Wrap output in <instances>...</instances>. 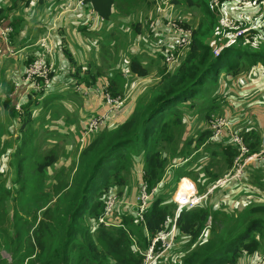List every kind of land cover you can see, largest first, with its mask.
Listing matches in <instances>:
<instances>
[{"label": "rangeland", "instance_id": "obj_1", "mask_svg": "<svg viewBox=\"0 0 264 264\" xmlns=\"http://www.w3.org/2000/svg\"><path fill=\"white\" fill-rule=\"evenodd\" d=\"M210 1L212 0H208V3H201L199 6H185L183 0H180L181 3L179 5L172 3V12L185 15L192 29L191 37L193 31L197 28L202 11L207 6L211 8ZM53 2L55 3L56 1L44 0L39 6V11L36 12L33 6L37 3V0H28L27 4L25 0H1L0 7H2V12L0 13V20L4 22L11 20L15 22L18 20V24L14 27H20L23 22H26L29 25L28 27H33L35 31L36 27H49L51 25L58 30L60 19L58 18L57 11L59 9L58 5L50 7ZM114 2L116 3L115 9H119L122 13H130L137 10V6L140 7L142 2L146 4L144 15L140 19L144 25V27L141 26L143 29L141 33L137 34L133 27H130V24L133 22L127 18V14L118 17L120 20L118 27H101L99 30H97V27H93L92 29L95 30L88 33L89 35L85 34V36L92 38L93 40L90 39L89 41L91 44H95V46L94 48L93 46L91 48L88 46L84 50L86 53H81V51L79 53L78 51L76 54L79 53L81 55L73 56L80 63L74 65V68L71 69L72 72L70 69L68 71L66 69L67 65L72 66V64H70L71 59L68 60V54L65 52V49L73 52L74 48L67 44L62 45L60 43L59 45V41L56 40L52 32H45L41 36L49 35L51 41L53 40L48 83L44 84L41 77L32 78L31 81L33 83H31V81H26L23 73H21L11 93L12 95H16L13 101L15 110L13 109L12 101H10L9 105L10 107L12 106L11 112H13L9 113V110L4 107L1 100L0 133L6 135L2 136L3 143L2 139H0V173L2 174H0V254L7 260L11 259L10 250L15 249L16 253L19 254L23 250H30L32 245L34 246L29 238L34 226L33 219L38 220L41 218V211L52 206L61 197L60 192H55L57 186L64 187V189L70 186L82 148H86L94 136H98L106 126L112 128L124 120L132 110L139 96L150 85L156 82L160 70L163 71V67H166L163 58L160 57V50L166 46V44H162V41L164 29H167V27H155L153 33L156 36L154 39L149 40L154 37L150 35L149 30L151 28L149 27V22L156 15L157 4L161 5L162 2L168 3L169 1L115 0ZM220 9L221 13L228 19L241 22V26H239L240 31L247 30L249 27L258 28L259 25H264V0H226L221 4ZM36 13L38 17L36 15L34 17ZM45 13L46 15H43ZM39 14L43 15L42 19ZM165 14L167 15V11H165ZM91 20L95 19L92 18ZM158 21L160 20L158 19ZM45 30L43 29L38 32L42 33ZM80 30L88 32L83 27H80ZM34 38H31L29 41L32 43L27 47L29 51L33 50L34 47L38 49V46H34L33 44ZM9 39L12 41V47L15 48L14 45L19 42V35H15L14 38L10 36ZM142 48H145L143 52L144 57L140 55L142 52L137 54V51ZM127 50L129 52H126ZM122 53H126L128 59L132 55L131 53L141 56V59L145 61V65L148 67L147 76L145 78L137 77L134 85L130 84L132 75H125L118 69L119 67L122 69L126 68L123 57L120 58ZM20 54L22 55V52L18 51L13 55L5 54L2 57L15 56L17 59L15 66L19 67L21 63L17 62L21 60L19 58L21 57ZM185 54H182L179 62L183 60ZM23 56L26 57L25 55ZM111 68H113L112 71H110ZM77 69L79 70V75L75 76L74 73H76ZM109 72L113 76H108ZM54 74H56L61 84H64V81H67L70 79L69 77L74 75V78L60 89L61 96L59 97L54 96V94H59L58 92H52L49 95L45 94V90L50 86L52 75ZM91 77H94L96 81L85 83L81 80L82 78L91 80ZM109 77L111 80H115L116 87L121 90L117 94L124 97L123 106L112 112H107L105 102L102 101L98 91L99 88L105 85L108 86V90L110 91ZM228 77L229 79L226 80V83H223L224 77L223 79L221 78L222 80L220 79L219 93L223 99L219 102V107L212 111V115L208 120L211 117H226L231 129L236 132H240L244 128L256 129L261 136L264 148V75L260 71L250 69L235 77ZM8 84L9 82L6 81H2L0 84V91H3L2 98L5 97V90L9 87ZM89 85L94 87V91L89 90L91 87ZM30 96L33 99H39L37 103L39 104L40 102V108L31 105L33 119L21 126V124L19 125V123H22L21 119L15 118V112L21 110L22 103L27 101ZM182 109H186L181 113L182 123L174 129V132H177V139H179L177 147L191 151L195 147L193 145H186V141L192 134H198L205 127L202 116L204 112L202 111L201 113L198 107L191 110H188L189 108L187 109L186 107H180V110ZM114 113H118L119 115L112 122L110 118ZM97 117H101L102 123L96 130L87 134L89 122ZM14 121L16 125L14 123L11 128H8L7 124ZM17 145L20 146L18 149ZM212 150H216L217 153L211 154ZM191 153L190 164L179 167L170 166L162 178V182L165 183L164 188L168 190V195L171 196L172 200L180 183L187 185L185 179H182L180 182L179 178L176 179L178 170L188 172V174L184 173L186 175L183 176L192 181V185H190L195 187L197 192V184L193 180L205 166L210 174H217L218 176L223 175L229 170L226 167L220 149L210 142L195 148L194 152H189L188 156ZM46 154H51V156H55L57 159L50 166H42V169H40L38 167L39 162ZM248 156L243 155L242 157H236L234 160V167H237V164H242L246 160L243 171L244 169L246 170L239 180L219 185L215 190L211 189L209 191L207 188L206 192L203 193L206 196L203 200L204 205L207 207L215 206L221 211L212 214L213 218L216 221L221 220L222 224L227 227L236 225L244 218V215L248 212L242 213V211H249L248 207L250 205L248 203L264 204V175L260 176L256 170L248 169L250 165L254 166V161L248 158ZM142 167V161L130 159L127 167L122 171L125 183L122 186H118L115 182H110L109 184L111 185L110 192L115 193L117 197V204L109 219L112 225L117 228L121 227L124 229L121 222V214H133V216L135 214L138 188L141 182L140 170ZM191 207L193 206L187 205V208ZM138 210L139 207L136 211L138 212ZM87 219V212H85L83 222L87 223ZM140 221L137 219V222L134 223L138 227H132L134 233L128 228L131 237H129L131 247L137 252L138 249L141 251L145 250L141 249L143 248L141 246L147 239H140L143 233ZM173 223L174 219L172 218L167 221L164 228H170ZM217 223L214 224L211 222V218H209L203 225L205 229L203 230L201 239H205L208 233L211 235L212 224L218 235H226L228 230H225V228L220 230ZM90 227V230L93 231L97 226L92 225ZM144 235L147 236V233L144 232ZM174 235V246L172 244L173 247L170 248L171 251L168 256L170 260L166 259L162 264H166V262L174 264V261L177 260L176 262H178L183 255L185 256L189 253L186 246L187 238L178 234L176 228ZM259 241L262 249L252 254L242 253L235 264H256L259 259H262L264 257V238H260ZM35 249L38 250V248ZM43 257L41 256V258ZM110 258L111 260L113 259L112 257Z\"/></svg>", "mask_w": 264, "mask_h": 264}, {"label": "trees", "instance_id": "obj_2", "mask_svg": "<svg viewBox=\"0 0 264 264\" xmlns=\"http://www.w3.org/2000/svg\"><path fill=\"white\" fill-rule=\"evenodd\" d=\"M114 1L83 0V3L99 16L107 18L116 4ZM43 2L44 0H37L38 4ZM170 2L177 5L181 3L180 0ZM183 2L185 6H199L201 3H208V0ZM25 3L27 4L28 0H25ZM211 3L212 1L211 8L207 6L201 13L183 60L170 70L163 67L156 82L139 96L127 117L112 128L106 126L98 136H94L86 148H82L70 186L66 189L57 186L55 192H60L61 197L52 206L41 211V218L33 219L34 226L29 238L34 246L19 254L15 249L10 250V260L0 254V264H143V256L132 249L129 239V229L134 233L132 227L137 222L133 214H121L124 229L96 222L102 213L104 198L111 191L110 182H115L118 186L125 183L122 171L130 159L143 162L140 180L146 184L148 191L157 186L156 193L143 213L141 223L138 222L143 230L140 239L147 238L141 249H145L149 240L164 229L165 221L174 218L176 212L177 204L168 195V190L164 188L165 183L162 182L167 168L190 164L192 153L188 156L189 152H194L195 148L210 142L220 149L226 167L229 168L224 174L233 171L234 160L240 154L239 147L228 138L211 139L207 120L223 99L219 93L221 78L224 77L223 83H226L228 76L235 77L250 69L260 71L264 75V25L240 31L241 22L236 21L239 24L236 28L225 27L219 22L220 11ZM9 23L15 29L18 20H11ZM130 27H133L137 34L143 30L139 22L131 23ZM156 27H165L164 19L158 21ZM236 32L238 33L233 41L215 54L214 50L218 44H225L229 36ZM10 36L14 38V32ZM65 52L71 59L66 49ZM31 59L29 57L27 63ZM143 61L141 56L132 53L126 62L127 73L145 78L148 67ZM78 73L77 70L74 75L78 76ZM108 76L113 74L109 73ZM81 80L90 83L95 78ZM109 80L112 94L121 92L116 87L115 80L110 77ZM130 84L134 85V81ZM13 86L9 85L3 100V105L9 113L13 112L12 106L14 109L12 103L11 107L9 105V93ZM37 102V99L30 96L22 103L21 110L15 112V118L21 119V126L33 119L31 105L37 107ZM180 107L189 108L188 110L198 107L201 113L204 112L202 116L205 127L198 134H192L186 141V145L195 147L191 151L177 147L179 139L174 129L182 123L181 113L186 110H180ZM239 134L247 148L246 155L264 150L261 136L256 129L244 128ZM19 147L17 145V149ZM214 153L217 151L212 150L211 154ZM56 159L55 156L46 154L41 158L38 167L42 169V166H50ZM253 161L254 166L250 165L248 169L256 170L260 176L264 175V160ZM184 173L188 174L187 171L178 170L176 179L185 177ZM223 175L210 174L205 166L193 180L197 184L198 193L206 192V189L212 187ZM233 180L236 179H230L222 185ZM217 187L219 185L212 190ZM205 197L198 204L192 205L193 207L184 206L176 212V230L187 238L189 253L186 252L187 254L178 262L174 261V264H235L242 253L252 254L262 249L259 239L264 238V204L248 203L249 211H242L248 212L244 218L236 225L227 227L221 220L216 221L213 218L212 214L220 210L215 206L204 205ZM85 212L87 223L83 222ZM209 218L214 224L218 222L220 230H228L226 235H218L212 224L211 235L208 233L205 239H201L205 229L203 225ZM92 225L97 226L93 231L90 230ZM170 251L171 249L155 264H162L169 259Z\"/></svg>", "mask_w": 264, "mask_h": 264}, {"label": "built area", "instance_id": "obj_3", "mask_svg": "<svg viewBox=\"0 0 264 264\" xmlns=\"http://www.w3.org/2000/svg\"><path fill=\"white\" fill-rule=\"evenodd\" d=\"M169 2H162L161 6L159 3L157 4V12L154 16L153 20L149 22V27L154 30L156 27V23L158 19H164L165 27H167L166 31L171 35L172 40L171 43L166 45L164 50H161V58H163L166 66V70H170L175 67L179 61L181 60V56L186 52L188 45L191 40V26L185 18V15L176 14L172 12L173 4ZM226 0H212L213 5L218 8L220 11V23H222L225 27H236L238 24L236 21H232L228 19L225 15L221 13V4ZM78 3H82V0H79ZM167 11V15L165 14ZM164 27V28H165ZM12 32V26L10 24H5L3 20H0V39L3 41H8L9 34ZM239 32V31H238ZM234 33L228 41L224 44H220L214 50V53H218V51L224 46L228 45L233 41L234 36L238 33ZM35 44L38 46L35 54L33 55L30 62L25 65L23 70V76L26 81H31L34 77H41L44 81V84L48 83V74L50 73L49 67H51L52 61V52L53 46L49 35L41 36L37 39ZM9 52H14V49L8 48ZM50 59V62H49ZM123 74L127 75L126 71ZM31 83H33L31 81ZM91 86V85H89ZM90 91H94V87L89 88ZM99 95L102 98V101L105 102L107 112H112L116 109H119L123 106L124 97L120 95H113L109 90L108 86H102L98 89ZM17 105V102H16ZM102 123L101 117H97L92 119L88 124V130L86 133H90L96 130L100 124ZM208 128L211 131V139H229L234 145L238 146L240 149V154L238 157L247 154V148L244 145V141L239 132L233 131L231 129L230 123L225 117H211L208 120ZM248 158L253 160H264V150L258 153H253L248 156ZM246 160L242 164H237V167L233 168L232 172H228L223 175V177L216 180V184L212 187L208 188L210 191L217 185H222L226 181L230 179H240L243 173V166ZM183 179L181 177L179 182ZM179 184V183H178ZM194 184V183H193ZM195 185V184H194ZM195 188V187H194ZM157 186L152 188L151 191H148L147 186L144 182L139 184L138 195L136 199V208H135V220H142L143 213L146 210L148 203L152 200L154 194L156 193ZM204 194H198L196 189L188 195L183 194L180 198L177 196H173V201L177 204L176 212L187 205H195L198 204L201 199L204 197ZM117 204V197L115 193L108 192L103 201V210L102 213L98 216L97 222L102 223L104 225H112L111 220L109 219L114 208ZM139 207L138 212L136 211ZM176 212L174 215V223L170 228H164L163 230L156 233L154 237L149 240L148 246L144 251L138 249V252L144 256L143 264H153L160 258H162L166 252L172 247L174 241V230H175V220H176ZM167 221H165L164 226ZM256 264H264V257L259 259Z\"/></svg>", "mask_w": 264, "mask_h": 264}, {"label": "crops", "instance_id": "obj_4", "mask_svg": "<svg viewBox=\"0 0 264 264\" xmlns=\"http://www.w3.org/2000/svg\"><path fill=\"white\" fill-rule=\"evenodd\" d=\"M55 1H56L55 3L53 2V4L50 5V3L52 2L51 1L49 3V5H50V7H52L54 5H58L59 10L57 12H58V18L60 19V24H59L58 30H56V27L51 25L49 27H36V31H35L33 27H28L29 25H27L26 22H23L20 25V27H15V29L12 27V32H14V35H19V42H18V44L14 45L16 49L14 47H12V41H10V39H9L10 34L12 32L9 34L8 41L5 42L2 39H0V75H1L0 76V84L2 81H6V82H9L8 85L11 84V86H13V85L15 86L16 80H18L19 75L21 73H23L24 63L26 65L28 58L29 57L32 58L33 55L35 54L36 50H37L36 47H34L33 50H31V51H29L27 49V47L32 44L29 42L30 39L35 37L34 38L35 40L33 42V44L35 46L36 45L35 42L37 41L38 37L41 36L45 32H49V33L52 32L53 36L56 38V40L59 41V45H60V43H62V45L67 44L68 46H72L74 48L73 52H70V50L68 49L69 50L68 52H70L69 54H71V60H72L71 63L69 62L70 64H72V66L67 65V67H66V69L68 71L69 69L71 70L72 68H74V65L76 63H80L73 56L81 55V54H79L80 51H81V53H83V52L86 53L84 50L86 48H88V46H89V48H91V46H93V48H94L95 44H91V42L89 41L92 38H87L85 36V34L89 35L88 33L95 30V29H92L93 27H97V30H99L101 27H118L120 25L119 24L120 20L118 19V17L120 15H125V14L128 15L127 18L129 20H131L132 22H139L141 24V26L144 27L143 23L140 21L141 16L143 17L144 12H145L144 9H145L146 4L144 2H142V4H140L141 5L140 7L137 6V10L132 11L130 13H122L119 9H117V8L115 9V7H113L109 16L107 18H103V17L99 16L92 8H90V7L88 8L86 6V4L83 3V0H82L81 4L78 3L77 0H55ZM39 6H40V3L39 4L36 3L33 6V9H35L37 12V11H39ZM223 12H224V10H223ZM41 13H43V12H41ZM35 15H36V17H38L37 13L34 14V17H35ZM43 15H46V13ZM43 15L42 14L40 15L41 19H42ZM92 18H94L95 20L92 21L91 20ZM4 23L10 24L9 22H4ZM27 23H29V22H27ZM80 27H83L84 29L86 28V30H88V32H86L84 30H80ZM43 29H46V30L42 33L38 32V31H41ZM51 29H52V31H51ZM153 31L154 30L151 29L150 35H153L154 37L150 38L149 40L154 39L156 36L153 33ZM168 34H167V32L164 33L162 44L168 45L171 43L172 37L170 34L169 35ZM51 42H53V40ZM88 42L90 43V45ZM8 48L14 49L15 52H9ZM144 50H145V48L138 50L137 54L142 52V53H140V55H142V57H144V54H143ZM18 51L22 52V55L20 54L21 57H19V58H21V60H18V62H17V63H21V65L19 67L15 66V62L17 60L15 56H13V57H11V56L2 57L5 54L13 55ZM78 51H79V53L76 54ZM126 52H129V51L127 50ZM88 54H90V52H88ZM160 54H161V50H160ZM23 55H25L26 57H24ZM125 56H126V53L125 54L122 53L120 58L123 57V61H125V63H126L128 58H127V56L126 57ZM160 57H161V55H160ZM68 60H70V58H68ZM143 62L145 63V61H143ZM112 69L113 68H111L110 71H112ZM118 69L121 73L124 71H126V73H127V70L125 68L122 69L119 67ZM78 72H79V70H78ZM109 73H111V72H109ZM127 75H129V74L127 73ZM73 76L74 75L69 77L70 79H68L67 81H64V84H61L58 81L56 74L52 75L51 84L48 88H46L45 94L49 95V93H52V92L57 93L58 92L59 94H57V95L54 94V96H57V97L61 96V93L59 92L60 89L62 87H64L66 84H68V82H70V80H72L74 78ZM135 79H137V77L132 75L131 81H135ZM14 86L12 87L11 93L13 92V90L15 88ZM6 90H5V95H6ZM2 92L3 91L1 90L0 91V105H1V100H2V104H3V100L5 98V97L2 98V96H3ZM11 93H9V97L11 99L10 101H12V103L14 105L13 101H14L16 95L15 94L12 95ZM237 94H239V92H237ZM36 99H37V101L39 100L38 98H36ZM39 105H40V102H39L37 107H39ZM118 115H119L118 113H114L112 115V117L110 118L111 121L114 122L117 119ZM14 123L16 125L15 121L8 123L7 127L11 128V126H13ZM20 124L21 123H19V125ZM4 135H6V134L0 133V139H2V143L4 142L3 138H2V136H4ZM183 179H187L188 182L192 185V181L189 180L187 177H183ZM180 184H182V183H180ZM181 187H183V185H181ZM191 187L193 189H195L193 186H191ZM177 194H178V192H177Z\"/></svg>", "mask_w": 264, "mask_h": 264}, {"label": "bare ground", "instance_id": "obj_5", "mask_svg": "<svg viewBox=\"0 0 264 264\" xmlns=\"http://www.w3.org/2000/svg\"><path fill=\"white\" fill-rule=\"evenodd\" d=\"M185 182L187 183V185L185 183L180 184V186L177 188L175 192L176 193L175 196H177L178 198H180L183 194L190 195L194 191V189L190 186V183L188 182L187 179H185ZM181 185H183V187H181Z\"/></svg>", "mask_w": 264, "mask_h": 264}]
</instances>
